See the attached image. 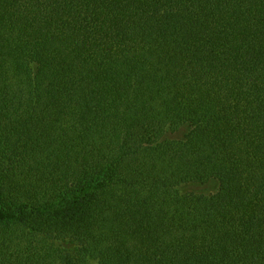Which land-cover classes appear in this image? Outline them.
<instances>
[{
	"label": "trees",
	"instance_id": "trees-1",
	"mask_svg": "<svg viewBox=\"0 0 264 264\" xmlns=\"http://www.w3.org/2000/svg\"><path fill=\"white\" fill-rule=\"evenodd\" d=\"M0 264H264V0H0Z\"/></svg>",
	"mask_w": 264,
	"mask_h": 264
},
{
	"label": "rangeland",
	"instance_id": "rangeland-1",
	"mask_svg": "<svg viewBox=\"0 0 264 264\" xmlns=\"http://www.w3.org/2000/svg\"><path fill=\"white\" fill-rule=\"evenodd\" d=\"M216 184L215 182L211 181L209 184L206 185H198V186H184L182 187L183 192H189L193 194H202V195H211L216 191Z\"/></svg>",
	"mask_w": 264,
	"mask_h": 264
}]
</instances>
